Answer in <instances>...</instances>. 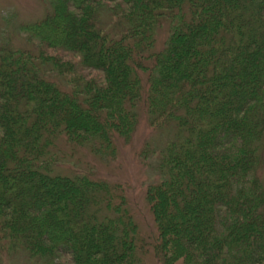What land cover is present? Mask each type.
Listing matches in <instances>:
<instances>
[{"label": "trees", "instance_id": "1", "mask_svg": "<svg viewBox=\"0 0 264 264\" xmlns=\"http://www.w3.org/2000/svg\"><path fill=\"white\" fill-rule=\"evenodd\" d=\"M44 2L29 47L0 44V264H264V0ZM141 110L143 238L120 186L53 154L110 156Z\"/></svg>", "mask_w": 264, "mask_h": 264}, {"label": "rangeland", "instance_id": "2", "mask_svg": "<svg viewBox=\"0 0 264 264\" xmlns=\"http://www.w3.org/2000/svg\"><path fill=\"white\" fill-rule=\"evenodd\" d=\"M45 9L44 0H0V44L5 41L16 48L29 47L26 35L19 29V25L40 19ZM161 39L158 37L159 43H163L164 40ZM158 140L159 134L150 126L146 113L141 110L140 120L130 139L115 141V151L110 156L105 157L91 152L89 148L70 144L62 135L59 136L53 143V154L55 153L56 157L54 169L66 175L87 174L120 186L138 226V233L143 238L145 234L155 233L152 215L145 201L146 182L155 175L147 164L146 157L159 145ZM143 150L144 156L141 154ZM262 154L263 159L257 174L264 188V152ZM138 250L141 264H163L152 248L146 251L139 247Z\"/></svg>", "mask_w": 264, "mask_h": 264}]
</instances>
